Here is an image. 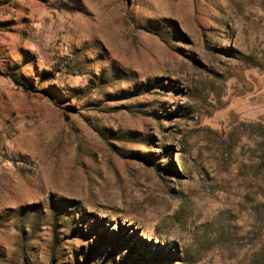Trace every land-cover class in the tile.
<instances>
[{
	"label": "rangeland",
	"instance_id": "obj_1",
	"mask_svg": "<svg viewBox=\"0 0 264 264\" xmlns=\"http://www.w3.org/2000/svg\"><path fill=\"white\" fill-rule=\"evenodd\" d=\"M15 69L0 264H264V0H0Z\"/></svg>",
	"mask_w": 264,
	"mask_h": 264
},
{
	"label": "trees",
	"instance_id": "obj_2",
	"mask_svg": "<svg viewBox=\"0 0 264 264\" xmlns=\"http://www.w3.org/2000/svg\"><path fill=\"white\" fill-rule=\"evenodd\" d=\"M71 62H72L71 59L62 60L59 62L58 67H59V69L67 68V69H70L73 71V68L71 66ZM0 75L2 77L9 79L15 87L20 89L25 94L40 93L39 90H37L27 78H25L21 73H19L18 69H15V70L11 71L10 73H8V72L1 73L0 72ZM42 78H45V74L42 75ZM46 81H48V78ZM52 261H54V260H52Z\"/></svg>",
	"mask_w": 264,
	"mask_h": 264
}]
</instances>
